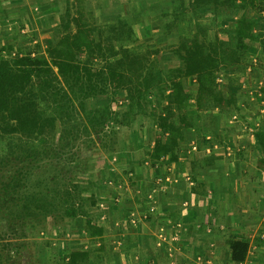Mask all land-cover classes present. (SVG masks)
<instances>
[{"label": "crops", "instance_id": "obj_1", "mask_svg": "<svg viewBox=\"0 0 264 264\" xmlns=\"http://www.w3.org/2000/svg\"><path fill=\"white\" fill-rule=\"evenodd\" d=\"M66 1L0 0V57L47 55L45 49L63 33L58 23ZM76 1L100 23L147 17L137 32V49L159 48L162 64L177 62L169 49L180 39H233L231 24L242 12L219 16L211 0ZM259 5L247 15L261 37L264 5ZM247 46V59L215 72V83L225 97L236 96L235 104L206 103L197 123L185 130L174 160L169 154L149 157L153 136L143 125L141 136L118 135L116 155L78 174L83 207L69 217L60 264H264V150L255 136L264 131V69L258 40ZM183 84L197 88L194 76ZM121 95L124 99L122 90ZM189 109L199 112L195 104ZM87 216L102 227L101 237L89 236ZM232 239L248 243L242 262L231 258ZM71 252L86 255L71 262Z\"/></svg>", "mask_w": 264, "mask_h": 264}, {"label": "trees", "instance_id": "obj_2", "mask_svg": "<svg viewBox=\"0 0 264 264\" xmlns=\"http://www.w3.org/2000/svg\"><path fill=\"white\" fill-rule=\"evenodd\" d=\"M211 1L219 16L233 14L237 8L242 10L231 24L230 36L233 35L234 40L228 38L224 42L218 37L213 42L180 39L175 47L169 49L177 62L162 64L165 57H159V48L136 51L123 46L125 44L115 46V42L137 39L130 26L134 18H117L100 24L95 20L94 24H90L83 9L75 7L77 14L72 15V4L67 0L65 14L58 23L63 33L54 45L45 49L47 55L0 57V135L25 136L42 141L45 134L54 130L56 120L55 116L44 115L39 110L40 102L44 101L64 107V111L77 116L79 123L64 128L60 141L66 135L76 137L84 133L90 136L91 132L93 138L100 139L98 134L109 118L114 123L130 126L132 136H135L138 132L135 125L140 128L143 126L142 118L150 117L149 126L153 128L154 135L149 157L156 160L169 154L174 160L177 147L184 141L185 130L197 123V117L202 116L201 110L207 106L206 103L219 107L235 104L236 96L225 97L215 83V72L227 64L247 59L248 40H258L264 69V35H255L253 26L256 21L247 15L256 2L260 4L257 8L262 9L264 0H240L241 3L235 0ZM190 76L195 77V90L183 84V79ZM152 88L157 93L159 111L146 110L145 95ZM118 95L126 102L123 107L117 108L115 104L114 108ZM192 98L194 103L190 102ZM193 104L199 110L196 114L189 112ZM255 136L264 150V131H256ZM1 160L2 155L0 163ZM261 162L264 165V157ZM78 186L79 177L73 186L76 201L72 202L67 212L69 217L82 212ZM85 224L90 237H101L102 227L97 226L89 216ZM230 249L232 260L242 262L248 243L232 239ZM85 255V252H71L69 259L73 262Z\"/></svg>", "mask_w": 264, "mask_h": 264}, {"label": "rangeland", "instance_id": "obj_3", "mask_svg": "<svg viewBox=\"0 0 264 264\" xmlns=\"http://www.w3.org/2000/svg\"><path fill=\"white\" fill-rule=\"evenodd\" d=\"M71 4L72 15H75L78 2L72 0ZM75 7L78 8L75 10ZM85 15L90 24L96 22L93 14L86 11ZM144 19L140 16V20L135 17L131 21L130 26L136 35ZM123 41L134 44L135 50L139 49L137 39ZM123 41L115 42V46ZM152 89L145 95L146 110L159 111L157 93ZM116 99L114 108L115 104L117 108L123 107L126 101L119 95ZM39 110L56 118L54 130L45 134L42 141L0 135V264H60L65 255L61 237L71 229L67 212L76 199L73 186L78 181V174L90 172L94 161L98 163L108 155H116L115 152L119 151L115 142L118 135H134L130 126L114 123L109 118L101 127L100 139L93 138L91 132L90 136L84 133L76 137L66 135L60 141L64 128L79 123L75 113L70 114L68 110L64 111V107L44 101L40 102ZM149 118H142V124L149 127L148 133L153 136ZM135 126L139 130L135 136H141V129ZM113 162L117 164V160Z\"/></svg>", "mask_w": 264, "mask_h": 264}, {"label": "built area", "instance_id": "obj_4", "mask_svg": "<svg viewBox=\"0 0 264 264\" xmlns=\"http://www.w3.org/2000/svg\"><path fill=\"white\" fill-rule=\"evenodd\" d=\"M213 147H216V145H214ZM210 148L211 147H207L205 150L207 151V152H209L210 151ZM157 182H158V184H160L161 182H162V180H161V178L159 179H157ZM162 189V188H161ZM165 188L163 187V190H164ZM150 210H153V208L152 207H150Z\"/></svg>", "mask_w": 264, "mask_h": 264}]
</instances>
